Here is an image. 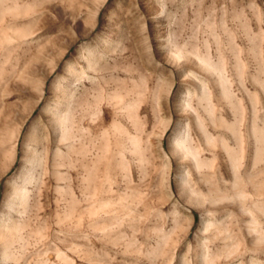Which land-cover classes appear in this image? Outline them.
<instances>
[{
  "label": "rangeland",
  "instance_id": "obj_1",
  "mask_svg": "<svg viewBox=\"0 0 264 264\" xmlns=\"http://www.w3.org/2000/svg\"><path fill=\"white\" fill-rule=\"evenodd\" d=\"M254 228L264 0H0V264H264Z\"/></svg>",
  "mask_w": 264,
  "mask_h": 264
},
{
  "label": "bare ground",
  "instance_id": "obj_2",
  "mask_svg": "<svg viewBox=\"0 0 264 264\" xmlns=\"http://www.w3.org/2000/svg\"><path fill=\"white\" fill-rule=\"evenodd\" d=\"M200 64L203 65L204 67H206L208 70H212L215 71L217 73V77H218V82L221 84V87L223 88V94L224 96L227 98L226 96V88H227V84H226V79L224 77L223 72L218 69L210 60L208 59H202L200 60ZM181 108H184V110L186 111H190L188 110V105L186 103V105H182ZM206 110V109H205ZM198 115V114H197ZM194 116L195 117V121L196 123L199 125L200 130L202 131V134L204 136V138L207 140V142L210 139V133L208 132V130L206 129L204 123L202 120L199 119V116ZM227 123V122H226ZM262 129L261 127H259L256 124H253L252 126V134L254 137V142H255V155L256 157L259 156L262 153V145H261V141H260V137L262 136L261 134ZM186 135L181 138H178L176 141V145H175V151L177 153H179V155L183 158V159H189L191 160L194 168H196L197 170H201V166L204 164L203 161L201 160L199 154L194 150V148L189 144V139H188V134L185 133ZM227 143V142H226ZM224 143V147L226 152L228 153L230 159H231V163L233 166V169H235V167L237 166V162H236V158L233 154V152L228 149L227 144ZM263 143V142H262ZM176 154V153H175ZM258 158V157H257ZM202 180H204L205 182H207L208 180L206 179L205 176L202 177ZM237 183V181H236ZM236 185V184H235ZM190 194H192V200L198 204V205H202V206H206L208 205V203H210V205H212L213 203L215 204L216 202L218 203L219 200L222 201V199H230L232 200V202L237 203L239 205V207L245 211H247L248 209H250L249 205L246 203V199L244 197L245 193H235V194H230L229 192L226 194H221L218 192H215L211 189H208L207 193H203L201 191H197L194 188L189 189ZM245 199V200H244ZM250 211V210H249ZM248 212V211H247ZM209 223V222H208ZM207 223V224H208ZM211 223V222H210ZM254 230V232L256 233V238L255 239H261L264 238V233L258 228H254L252 229ZM13 237V236H12ZM12 237H8L6 236L4 238L5 241L10 242L12 241ZM1 239V237H0ZM5 252V251H4ZM8 252V251H7ZM11 255V254H10ZM11 257V256H10ZM212 258H210L209 255H205L204 256V263L205 264H212Z\"/></svg>",
  "mask_w": 264,
  "mask_h": 264
}]
</instances>
